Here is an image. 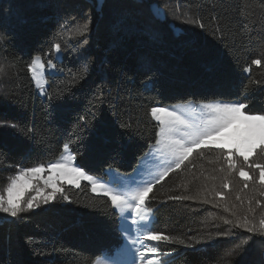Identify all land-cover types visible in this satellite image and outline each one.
<instances>
[{
    "label": "trees",
    "instance_id": "16d2710c",
    "mask_svg": "<svg viewBox=\"0 0 264 264\" xmlns=\"http://www.w3.org/2000/svg\"><path fill=\"white\" fill-rule=\"evenodd\" d=\"M145 1L104 0L101 10L98 0H0L5 36L0 52L6 68L8 61L16 63L0 90V121L16 125L0 128V179L21 168L55 163L65 143L77 157L75 165L90 175L106 178L112 169L130 173L156 141L154 106L239 99L248 105L246 112L264 110V66L251 65L253 59L264 61V0H177L186 20L196 19L203 28L149 12L141 4ZM62 22H68L65 28L88 23L89 31L83 36L62 32ZM53 43L61 44L62 55L51 51ZM36 55L45 65L49 59L56 65L55 72L46 71L43 90L26 68ZM73 74L78 83L71 96L59 95ZM93 113L99 119L93 120ZM220 150L200 147L148 194L153 220L145 229L187 243L214 237L195 250L159 245L154 260L161 264H264V237L217 220L247 216L258 224L264 216L249 203L258 201L255 193L245 182H235V171ZM62 187L68 200L58 193L49 205L20 219L0 215V264H94L116 254L122 226L110 200L84 181L78 188ZM213 191L225 201L229 193L231 211H222L220 200L215 206L205 202ZM218 231L228 236L216 239ZM245 240L243 251H232Z\"/></svg>",
    "mask_w": 264,
    "mask_h": 264
},
{
    "label": "snow or ice",
    "instance_id": "6c2138e0",
    "mask_svg": "<svg viewBox=\"0 0 264 264\" xmlns=\"http://www.w3.org/2000/svg\"><path fill=\"white\" fill-rule=\"evenodd\" d=\"M103 3L104 0H98L101 10ZM185 23L197 24L201 28L204 27L203 23L196 19L186 20ZM88 31L89 25L88 23H84L76 30L75 34L83 36ZM4 42L5 36L0 33V44ZM51 51L56 53L57 56L62 55L63 49L61 44L53 43ZM251 65L264 66V61L259 58L253 59ZM251 65L244 70L250 72ZM7 67H16L15 61H8ZM84 67L86 68L87 66L85 65ZM26 68L31 73V78L35 81L36 86L41 90L44 89L46 84V70L56 71V65L52 60L49 59L47 65H45L40 55H36L31 59V62L26 65ZM5 74L6 65L0 62V77ZM85 75L86 73L80 75L79 79H84ZM77 83L78 78L76 74H73L59 95H63L66 92L71 96L72 88ZM44 94L48 95L46 92ZM52 99L53 97L49 96V100L51 101ZM245 99H248L247 94L245 95ZM246 108H248V105L239 99L233 102H209L199 105H193V102L189 101L183 105H175L172 107L154 106L150 109V115L159 125V130L156 133V145L158 146V150L170 159V163L161 171L158 178L154 177L151 181L129 190H121L119 180L115 181L118 187H109L97 177L89 175L84 168L73 166V162L77 159L75 154L63 155L60 161L49 163L47 167L40 164L36 167L21 168L14 176L10 177V182L4 190L6 195L0 194V213L20 219L23 213H28L34 209L41 208L42 205H48L53 202L58 193L62 195L64 200H68V196L63 195L64 188L58 183L59 180L63 179L68 185H74L77 188L80 187L81 181H87L91 186L92 192L102 191L103 195L110 200L112 207L119 210L123 220L127 221L131 217V224L122 233L124 240L128 241V243L120 247L115 255L106 256L103 261L97 259L94 264H126L121 259L125 255L132 256V259L127 264H145V261H147V264H161L159 260L148 259L150 255L154 256L157 253V248L161 244H178L185 248L195 250V245L214 241V237L208 235L206 238L201 237L200 240L187 243L179 237L166 235L151 229H144V225L141 222L147 223L152 213V209L146 207L148 194L153 191L154 185L159 184L170 172L181 169V166L189 159V156L195 149H200L202 145L219 146L220 141L216 139L217 137H224L231 141L230 143L225 142L222 144L224 149H229L225 159L228 161L230 169L236 167L235 162L232 160L233 152L231 149L233 148L245 161H248L249 157L258 148L264 153V110L249 114L251 109H249V112H246L244 111ZM92 118L93 120L99 119L95 113L92 114ZM80 120L87 123L84 116H81ZM235 125H242V127H234ZM15 127V124L0 121V128ZM125 127L130 126L126 125ZM229 129L233 130L229 132ZM69 148V143L63 145L65 152ZM148 155L149 153H144L145 158ZM251 167L260 170V181L264 183V164L251 165ZM45 171L49 173L46 179L41 177V173ZM239 175L250 179L248 172L243 168L240 169ZM41 179H43V187H40L38 183H33ZM29 185L32 186L31 192L34 194H30L27 198L21 199L24 192L29 190ZM245 186L247 187V185ZM223 187L227 188L228 185L224 184ZM47 189L51 190L46 191ZM215 195L221 196L222 193L216 192ZM261 195H264V193H261ZM169 199L195 200L197 196H172ZM205 202L211 203L206 198ZM224 207L225 210L231 211L227 205H224ZM253 211L254 209L249 207L248 212ZM126 212L127 215L125 216L124 213ZM233 215H235L234 212ZM224 223L232 225L234 229H244L248 233H258L261 237H264V216H261L258 224L247 216L242 219L237 218L234 222L225 219ZM137 225H139L137 232L144 229L142 239L139 235L133 238L132 228ZM222 236L226 237L228 233L218 231L215 238L219 239ZM144 241L156 242V246L148 247ZM248 243L249 241L245 240L242 244L236 245V248L232 251H243V245ZM137 245L138 248L136 247ZM228 255H232V252H229Z\"/></svg>",
    "mask_w": 264,
    "mask_h": 264
},
{
    "label": "rangeland",
    "instance_id": "374dc122",
    "mask_svg": "<svg viewBox=\"0 0 264 264\" xmlns=\"http://www.w3.org/2000/svg\"><path fill=\"white\" fill-rule=\"evenodd\" d=\"M176 1L177 0H146L145 2H143L141 4L144 5L145 7H147V10L149 12L156 10L161 14L164 13L166 19H169V20L174 19L177 21H184L187 19V17L183 12L178 10V5L176 4ZM145 16L148 17V14H145ZM66 23H68V22H62L61 23V25H63V27H64V28H62V30H63L62 32L66 31V32H75L76 33V30L83 25V23L75 22L71 25L70 24L67 25L68 26L67 27L68 29H67V28H65ZM180 23L181 22H179V24ZM260 35L262 36V35H264V33L260 34ZM64 39H65V41H67V36H65ZM54 54L56 55V53H54ZM260 56H261V58H264V53H261ZM0 62L4 63L3 56H2L1 52H0ZM7 70H8V68H6V72H7ZM46 71H51V70H46ZM261 72H262L261 74H262V78H263V76H264L263 68H262ZM5 77H6V74L4 76L0 77V90L4 84ZM34 83H35V81H34ZM35 85H36V83H35ZM212 102H221V101H212ZM200 104H203V103H200ZM179 105H183V104H179ZM193 105H199V104H193ZM249 114H253V113H249ZM234 127H242V125H235ZM232 130L233 129H229L228 131L231 132ZM216 139L218 141H220V145L219 146L218 145H208L209 148H210V146L220 148L221 149L220 153L223 154L224 156H226L229 149H224L222 147V144L225 142L230 143L231 141L227 140L224 137H217ZM201 147H206V146L202 145ZM196 150L197 149H195L194 151H196ZM231 151L233 152L232 160L235 162V165H236V167L233 168V170L235 171L234 174L237 177V181H235V182L240 186L244 182L247 184L248 191H250L251 193L254 192L256 198L258 199V201L257 200H251L250 204L253 205V207H255L256 210L263 211L264 210V195H261V193H264V183H261V181H260V170L258 168L251 167V165L264 164V153H262L260 151L259 152L260 157H258L257 160H251V157L255 153V151H254L253 154L249 157L248 161H245L243 159V157L239 156L238 153L235 152L234 148L231 149ZM145 153H149V155L146 158L144 157V154L140 157L136 166L134 167L135 171L133 169L130 173H119V172L114 171L112 169V170L107 171L106 178H99V177H97V178L100 179L102 183H105L109 187H113V188L118 187L117 184L115 183V181L119 180L120 181L119 187L121 190H129V189L137 187L138 185H143L145 182L151 181L154 177L158 178L161 171L165 167H167L168 164L170 163L169 157H167L165 154H163L161 151L158 150V146L156 145V141L153 142V144H151L149 146L148 150ZM63 155H69V152L67 151ZM62 156H60V158L56 162L60 161ZM73 166L78 167L75 165L74 162H73ZM239 168L248 169V171L250 172V174H249L250 179H246L244 177H241L239 175V171H240ZM48 175H49V173L47 171H45L44 173H41V177H43L44 179H46ZM92 176H94V175H92ZM10 177H12V176H10ZM10 177L0 179V194L6 195L4 190L7 187L8 183L10 182V179H9ZM94 177H96V176H94ZM133 181H135V183H133ZM84 182H87V181H84ZM33 183H38L40 187L44 186L43 185V179H41L39 181H34ZM58 183L60 184V186L67 184L63 179L59 180ZM31 187L32 186L29 185V190L24 192L21 199H25V198H27L28 195L34 194L31 192ZM50 190L51 189H47L46 191H50ZM231 191H229V192L231 193ZM223 192H226V188L223 189ZM96 193L99 195L100 194L103 195L102 191H98ZM228 197H229V193H228L227 199L225 201V196H222V195L217 196V195H215V193L213 191L212 193H210V196L208 198H210V201H211L210 204H212L214 206L217 204V200H220L221 201L220 203L222 206L221 210L224 212H227V210H225L224 205H227L226 202L228 201ZM257 202H259V203H257ZM45 206H47V205H42L41 207H45ZM146 207H147V205H146ZM34 210H36V209H34ZM116 211L118 212V214L120 216L122 233H123V230L128 225L131 224V217H129V219L127 221H125L122 219L119 210H116ZM0 215L8 216L7 214H4V213H0ZM124 215L126 216L127 212L124 213ZM152 220H153V215L151 213L150 214V220L147 223L141 222V224L144 225V229L148 226V224L150 222H152ZM217 220L220 222H224L225 219L222 218V219H217ZM137 228H139V225L133 226V228H132L133 238H135L137 235H139L140 238L142 239L143 235H144V229H141L139 232H137ZM122 237H123V235H122ZM126 243H128V241H125L124 237H123V242L121 243L120 247H122ZM144 243L146 244V246L152 247L151 241H144ZM136 247L138 248V245ZM154 256L150 255L148 257V259H154ZM121 259L124 260L127 264V262H129L132 259V256L131 255H125V256L121 257ZM145 264H147V261H145Z\"/></svg>",
    "mask_w": 264,
    "mask_h": 264
}]
</instances>
